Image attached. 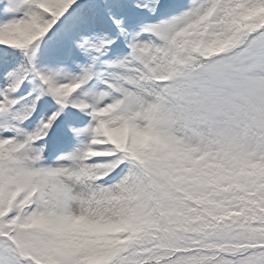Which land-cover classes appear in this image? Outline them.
I'll use <instances>...</instances> for the list:
<instances>
[{
	"label": "snow or ice",
	"instance_id": "1",
	"mask_svg": "<svg viewBox=\"0 0 264 264\" xmlns=\"http://www.w3.org/2000/svg\"><path fill=\"white\" fill-rule=\"evenodd\" d=\"M0 264H264V0H0Z\"/></svg>",
	"mask_w": 264,
	"mask_h": 264
}]
</instances>
